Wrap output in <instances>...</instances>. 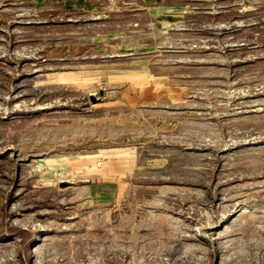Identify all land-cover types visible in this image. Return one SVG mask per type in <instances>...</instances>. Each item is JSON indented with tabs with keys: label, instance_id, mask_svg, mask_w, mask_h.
<instances>
[{
	"label": "rangeland",
	"instance_id": "obj_1",
	"mask_svg": "<svg viewBox=\"0 0 264 264\" xmlns=\"http://www.w3.org/2000/svg\"><path fill=\"white\" fill-rule=\"evenodd\" d=\"M0 264H264V0H0Z\"/></svg>",
	"mask_w": 264,
	"mask_h": 264
}]
</instances>
